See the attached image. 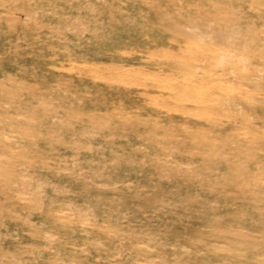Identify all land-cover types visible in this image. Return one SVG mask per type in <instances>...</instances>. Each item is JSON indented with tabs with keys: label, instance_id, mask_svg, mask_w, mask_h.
<instances>
[{
	"label": "rangeland",
	"instance_id": "rangeland-1",
	"mask_svg": "<svg viewBox=\"0 0 264 264\" xmlns=\"http://www.w3.org/2000/svg\"><path fill=\"white\" fill-rule=\"evenodd\" d=\"M0 150V264H264V0H0Z\"/></svg>",
	"mask_w": 264,
	"mask_h": 264
},
{
	"label": "bare ground",
	"instance_id": "bare-ground-1",
	"mask_svg": "<svg viewBox=\"0 0 264 264\" xmlns=\"http://www.w3.org/2000/svg\"><path fill=\"white\" fill-rule=\"evenodd\" d=\"M33 147V146H32ZM35 148V147H34ZM1 151V150H0ZM28 152V151H27ZM1 154V153H0ZM33 154V153H32ZM24 156H27V155H24ZM6 157V156H5ZM9 157V156H8ZM4 158H1V160H3ZM9 159V158H8ZM8 159H7V161H8ZM27 159V158H26ZM31 159V158H30ZM36 161V160H35ZM41 161H42V159H41ZM49 161V160H48ZM26 162V161H25ZM33 162V161H32ZM41 163V162H40ZM42 163H43V161H42ZM36 164V163H35ZM5 166V165H4ZM13 166V165H12ZM27 166H28V164H27ZM7 167V166H6ZM10 167H11V165H10ZM29 167H31V166H29Z\"/></svg>",
	"mask_w": 264,
	"mask_h": 264
}]
</instances>
